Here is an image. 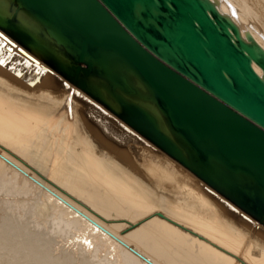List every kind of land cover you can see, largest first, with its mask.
<instances>
[{"label":"bare ground","instance_id":"6f19581e","mask_svg":"<svg viewBox=\"0 0 264 264\" xmlns=\"http://www.w3.org/2000/svg\"><path fill=\"white\" fill-rule=\"evenodd\" d=\"M218 1L264 48V0ZM73 86L0 29L1 264H264V225Z\"/></svg>","mask_w":264,"mask_h":264},{"label":"water","instance_id":"95a60500","mask_svg":"<svg viewBox=\"0 0 264 264\" xmlns=\"http://www.w3.org/2000/svg\"><path fill=\"white\" fill-rule=\"evenodd\" d=\"M0 29L264 225V48L218 0H0Z\"/></svg>","mask_w":264,"mask_h":264},{"label":"rangeland","instance_id":"374dc122","mask_svg":"<svg viewBox=\"0 0 264 264\" xmlns=\"http://www.w3.org/2000/svg\"><path fill=\"white\" fill-rule=\"evenodd\" d=\"M73 87L75 88V86H73ZM156 150H157V149H156ZM157 151H159V150H157ZM4 261H6V260H4ZM1 263H3V260L1 261ZM1 263H0V264H1ZM4 264H5V262H4Z\"/></svg>","mask_w":264,"mask_h":264}]
</instances>
